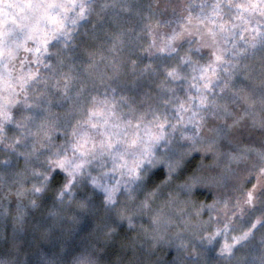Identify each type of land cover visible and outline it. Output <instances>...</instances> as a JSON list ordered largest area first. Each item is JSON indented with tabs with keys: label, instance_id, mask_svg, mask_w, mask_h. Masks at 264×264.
<instances>
[{
	"label": "clouds",
	"instance_id": "1",
	"mask_svg": "<svg viewBox=\"0 0 264 264\" xmlns=\"http://www.w3.org/2000/svg\"><path fill=\"white\" fill-rule=\"evenodd\" d=\"M0 264H264V0H0Z\"/></svg>",
	"mask_w": 264,
	"mask_h": 264
}]
</instances>
